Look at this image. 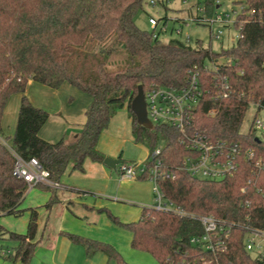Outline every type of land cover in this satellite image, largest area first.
Returning a JSON list of instances; mask_svg holds the SVG:
<instances>
[{"label": "trees", "instance_id": "1", "mask_svg": "<svg viewBox=\"0 0 264 264\" xmlns=\"http://www.w3.org/2000/svg\"><path fill=\"white\" fill-rule=\"evenodd\" d=\"M152 1L165 4L169 0ZM187 1L191 0H183ZM194 1L197 11L204 8L203 16L211 18L224 0ZM230 1L242 6L234 21L239 35L231 47L215 52L200 40L192 44L172 38L165 43L160 34L154 36L155 30L138 27L134 17L146 0H0V217L20 216L25 211L22 203L29 188L13 173V151L25 159L36 157L51 179L61 182L70 164L82 171L86 158L104 162L106 155L98 149L100 135L127 106L134 139L151 142V152L162 142L159 158L174 169L175 177L160 178L159 187L186 212L181 215L143 206L137 221L123 223L105 210L132 233V248L149 252L159 264H264V257L255 256L245 246L248 230L264 229V166L255 167L254 160L242 155L233 175L195 177L179 168L190 154L180 142L181 131L168 123H155L152 128L141 125L131 109L139 85L144 91L154 86L182 87L189 70L196 68L203 93L186 131L210 140L238 142L244 150L252 148L254 159L264 164V133L255 130L253 120L248 131H242L252 105L254 116L264 109V0ZM86 44L87 49L82 48ZM109 57L121 65L109 69ZM208 62L214 65L208 67ZM221 77H227L230 84L227 97L215 87ZM30 80L52 88L67 82L92 96L86 122L76 138L50 142L40 137L49 113L27 98ZM13 93H21L22 99L8 146L2 119ZM151 162L148 156L146 165ZM38 186L52 192L45 206L57 202V188ZM29 210L25 233L8 231L0 224V236L8 234L17 243L14 255L8 257H19L24 263L33 253L38 231V211ZM192 215H213L229 228L227 249L217 259L191 244L192 236L204 232L201 221ZM67 235L82 244L88 255L99 251L117 264H130L110 243Z\"/></svg>", "mask_w": 264, "mask_h": 264}, {"label": "crops", "instance_id": "2", "mask_svg": "<svg viewBox=\"0 0 264 264\" xmlns=\"http://www.w3.org/2000/svg\"><path fill=\"white\" fill-rule=\"evenodd\" d=\"M25 94L33 105L49 113L48 120L39 131L41 138L50 142H58L61 139L72 140L81 132L86 122V110L92 102L90 94L67 82L58 88H52L33 80L28 82ZM21 99V93H13L5 107L2 130L10 133L9 143L12 142L16 129ZM127 115L131 122L129 113ZM7 126L8 130H6ZM99 150L106 157H115L114 154H109L102 148ZM127 180V178L121 177L118 165L113 168L104 162L87 158L82 171L74 170L72 164L67 167L61 178L64 188L62 187L63 189L60 191L58 188L55 190L57 202L49 207L45 205L52 197L51 191L39 186L29 188L24 199L27 204L23 207L25 209L23 214L1 216L0 224L8 231L25 233L30 218L29 209L36 208L38 231L34 240L36 245L33 253L27 263L22 262L19 257L10 259L8 256L14 255L17 243L8 239V234H3L0 236V264H117L103 252L98 251L88 255L86 248L71 240L67 233L107 242L118 251L121 250L117 235L122 233V229L112 223L106 215L105 210L109 206L107 201L103 198L98 201L88 198L87 203H81L80 197L81 194L97 197L96 195L99 193L100 196L118 195L123 182ZM142 209L143 207L139 216L130 218L133 220L127 222L137 221L141 216ZM131 240L132 233L130 232L127 235L130 246ZM8 247H11L12 250L10 251ZM125 255L128 257L127 254ZM128 262L135 264L134 261Z\"/></svg>", "mask_w": 264, "mask_h": 264}, {"label": "built area", "instance_id": "3", "mask_svg": "<svg viewBox=\"0 0 264 264\" xmlns=\"http://www.w3.org/2000/svg\"><path fill=\"white\" fill-rule=\"evenodd\" d=\"M152 4H155L154 1H152ZM200 11H202V14L191 17L194 21L227 23L233 19L228 15L225 20L221 14L211 19L203 16L204 8H200ZM149 22L154 28L158 24V20L154 17H150ZM176 32L182 34L181 29H177ZM158 34L160 33L155 32L154 36ZM219 34H221V31L218 32L217 37H219ZM189 39L190 36L187 35L186 40ZM213 65L211 64V66ZM188 73V81L185 86H154L144 91L147 116L152 124L168 123L178 128L182 133L180 142L189 149L190 154L183 159L179 168L198 178L222 179L233 175L238 170L240 157L243 155L249 160H254L255 167L261 169L264 164L260 160L254 159L255 151L252 148L244 150L238 142L226 139L210 140L202 134H190L186 131V125L192 120L193 112L203 93L199 70L193 68ZM215 87L223 97L228 96L230 84L227 77L217 79ZM261 111H264V109ZM258 113L253 118V127L258 133H264V117H259ZM6 145L9 146L8 143ZM13 154L16 160L13 173L15 176L23 178L27 182L28 188L38 185L53 188L63 187L60 181L51 179L50 172L42 166L36 157L25 159L14 151ZM160 154V146L149 154V159L152 160L149 167L146 164L138 165L122 162L118 166L121 177L138 179L147 174L148 178L154 183L153 189L156 197L154 208L185 215L186 212L167 199L159 187L158 180L160 178L175 177L174 169L168 168L164 164L159 158ZM192 216L201 221L204 232L201 235L192 236L190 239L191 244L199 245L210 251L217 259V255L227 249L226 238L229 235V228L213 215ZM245 246L255 256L264 257V229L248 230L245 237Z\"/></svg>", "mask_w": 264, "mask_h": 264}, {"label": "rangeland", "instance_id": "4", "mask_svg": "<svg viewBox=\"0 0 264 264\" xmlns=\"http://www.w3.org/2000/svg\"><path fill=\"white\" fill-rule=\"evenodd\" d=\"M198 8L194 0L187 2H183V0H169L165 2V4L160 2L152 4L150 0H146L143 8L136 12L134 20L141 29L148 31L155 30L156 33H160L159 39L165 43L172 38L186 40V36L189 35L190 43L194 44L197 40H200L204 46L211 47L215 52H220L222 49L231 47L236 42L239 35V29L234 26L233 22L236 18L234 11L240 12L242 6L230 0L220 2L211 19L221 14L226 20L229 15L233 19L227 23L219 21H214L213 23H199L194 21L191 17L202 14V11H197ZM150 17H154L158 20V24L155 28L149 22ZM177 29H181L182 34H178L176 32ZM219 31H221V34L217 37ZM112 37L115 38V36ZM86 47L87 44L82 48L87 49ZM117 57L119 58L120 56ZM119 65H121V62L114 60L113 57H109L107 65L109 69H116ZM208 65L211 66V63L208 62ZM128 113L127 106L116 113L108 128L101 133L98 141V149L102 148L109 152V154H114L113 156L115 157H108L121 160L118 165L122 162L144 165L147 163L149 153L152 150V143L148 141L137 142L134 139L132 124L128 119ZM254 114L255 107L252 105L242 127L243 132L248 131ZM258 116L264 117V111H260ZM6 130H8V126ZM2 134L7 137L4 142L9 144L10 133H8V131H3ZM158 145L161 146L162 142H158ZM114 170L117 171L116 169ZM127 179V181L123 182L121 192H119L118 195L106 194L100 196L99 193V195L97 194V197H95L90 194H81V203H87L88 198L96 199L97 201L103 198L107 201L106 203L109 204L106 210L116 216L117 220L123 223L133 220L130 218L139 216L143 206L154 207L156 205V197L153 189L154 183L149 178ZM63 188H58V191ZM26 204V201H23L22 207L26 206ZM78 204L82 205L80 203ZM105 213L108 215L106 211ZM108 218L112 223L122 229V233L119 236L117 235V240L121 244V250L123 252L120 249L119 251L125 259L130 262L134 261L135 264H159L158 260L149 252L133 250L129 241H127V235L130 233L129 230L114 222L109 216ZM8 248L10 251L12 250L11 247ZM125 254H127L128 257H126Z\"/></svg>", "mask_w": 264, "mask_h": 264}, {"label": "water", "instance_id": "5", "mask_svg": "<svg viewBox=\"0 0 264 264\" xmlns=\"http://www.w3.org/2000/svg\"><path fill=\"white\" fill-rule=\"evenodd\" d=\"M131 109L135 113L138 123L148 128L153 127L151 120L147 116L145 93H144V88L142 85L138 86V92L131 102ZM257 140H258V137H257ZM120 162L121 160L112 159L109 157H106L104 159V163L113 168H115Z\"/></svg>", "mask_w": 264, "mask_h": 264}]
</instances>
